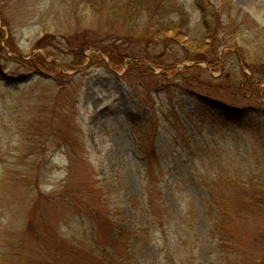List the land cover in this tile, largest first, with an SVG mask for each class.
Segmentation results:
<instances>
[{"label":"rangeland","instance_id":"rangeland-1","mask_svg":"<svg viewBox=\"0 0 264 264\" xmlns=\"http://www.w3.org/2000/svg\"><path fill=\"white\" fill-rule=\"evenodd\" d=\"M164 1L184 5L189 31L169 32L167 45L123 37L127 19L86 0H0V264H101L93 236L114 243L106 184L112 209L148 211L142 264H226L210 194L221 197L227 177L263 196L253 218L233 220L232 258L264 264V0L207 2L222 12L218 62L192 59L204 32L197 3ZM137 61L170 83L149 107L150 74L129 73ZM172 66L192 71L182 81ZM155 126L142 148L138 132ZM240 188L223 200L229 213L252 198Z\"/></svg>","mask_w":264,"mask_h":264},{"label":"trees","instance_id":"trees-1","mask_svg":"<svg viewBox=\"0 0 264 264\" xmlns=\"http://www.w3.org/2000/svg\"><path fill=\"white\" fill-rule=\"evenodd\" d=\"M86 1L94 10L97 11H102L103 7L107 8V10L111 11L112 13H116L119 11L115 19L118 20L121 17L127 19L126 24L128 26L129 32L123 37L129 38L131 40L145 37L147 39V42L153 39L159 44L162 43V45H164L165 43V45H167L170 38V36H168L169 32H173L175 36H188L189 33V31L185 29L186 19L183 10L184 5L182 3H179L178 1H174L173 3H169L168 5L164 0H160L158 3H156L154 9L152 8L151 3L143 4L139 0ZM208 1L209 0H194V2H196L198 5V9L200 10V16L203 24H200V26L201 29L204 30V32H202L203 36L201 38L194 37L191 39L192 44L199 47L192 59L195 61H202L205 60L206 56H209L211 58H215V62H218V47H214V43L216 42L218 34L214 32V28L212 29V22L213 20H217L216 22H218V24L220 25L218 16L222 12L221 10H210L207 6ZM169 9H171V13L176 14V18H171ZM144 15L146 16V18L144 17ZM209 39L213 41V45H209L204 50H201V46H204ZM101 48H98V50L103 52V54L110 55L107 46H103ZM120 59L121 58L119 54L117 61H120ZM153 64L155 65V63ZM172 68L169 69H172L176 74V79H181L182 81H184L186 78V72L192 71V69L189 67L184 68L185 71H178V69L174 68L173 66ZM140 70L146 71L151 76L150 83L152 85L149 86L150 88L148 92L152 93L150 99L148 101H144L143 103L144 107H149L148 105L152 104L151 101H154L153 91L163 90L164 93H166L170 90V83L168 82V85L166 82V78H164L163 76H153L151 69L148 68L147 65H145L143 62L139 61L135 62L133 66H131L129 73L131 75H135L138 74L137 72H139ZM182 74H184V76H182ZM143 77L145 76L143 75ZM159 83L162 86L156 87L155 85ZM180 86H182V84L176 85V87ZM170 102L171 101L167 100V103ZM155 129L156 130L151 132V128L147 127L146 129H142L140 133L138 132V136L140 139L139 144L142 148L145 146L147 136H151V141L156 140L158 134L156 126ZM217 182L220 183L221 188L223 189V195L218 198V195L211 191L210 197L215 205H217L216 208L218 210V216L214 221L213 227L215 229L216 236L219 237V248L225 256L226 264H242L244 261L240 262V258L235 260L232 258L235 253L237 255L240 254L238 252L237 246H234L232 241L236 239L239 241L242 239V236H240V234L234 236L233 232L231 231V224L234 223V219L240 220L242 216L246 217L245 220L253 218L260 206V202L262 201L261 199L263 196H257V194H254L252 192L258 191L256 188L257 186L252 187V189L251 187L245 188L239 183V181L230 179L228 177L218 178ZM231 182L232 184L230 185ZM233 185L238 186L236 187ZM111 187L112 186L108 184L104 185L103 188L105 189V192L100 198L101 202L104 204L103 206L106 209V212L102 217L106 220L109 236L114 243L112 247H109L108 244L101 243V241L98 240L96 236H93V241L96 245L94 251L97 252V257L101 264H142L141 260L139 261L140 257L137 249L139 247L142 236L148 235V231L145 229V224L148 223L147 220H145L148 211L145 205L131 203L132 207L135 206V210H133V213H131V211L129 213V208L128 210L124 208L127 205H125L124 202L120 203V201L116 209H112V200L114 197L110 198V196L112 195V193L110 192L112 190ZM239 187H241V194H244L246 196L248 195L252 198L234 204V212L229 213L225 209L223 200L230 194L239 196V194L236 193V190ZM148 189L150 188L147 187V191ZM220 202L221 206L219 204ZM98 220L99 227L97 228V234L98 231L102 230V227L104 225L100 217L98 218ZM117 245L123 246L124 250H119L117 248Z\"/></svg>","mask_w":264,"mask_h":264}]
</instances>
